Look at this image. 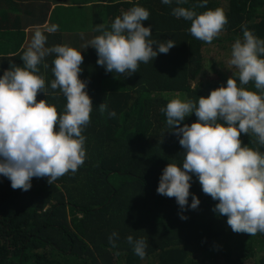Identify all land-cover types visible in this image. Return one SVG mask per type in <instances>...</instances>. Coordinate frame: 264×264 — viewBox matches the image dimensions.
Returning <instances> with one entry per match:
<instances>
[{
    "label": "trees",
    "instance_id": "16d2710c",
    "mask_svg": "<svg viewBox=\"0 0 264 264\" xmlns=\"http://www.w3.org/2000/svg\"><path fill=\"white\" fill-rule=\"evenodd\" d=\"M200 2L179 6L197 14L222 8L228 19L211 44L190 34L191 22L172 15L175 2L138 0L150 12L144 26H151L152 39L176 46L124 76L107 73L97 64L96 50L86 45L100 35L97 25L110 29L137 0H0V76L12 65L23 66L20 58L37 27L57 25L56 33H45L46 47L69 45L81 52L80 79L93 104L83 132L86 160L75 173L53 184L48 177L33 178L27 192L12 189L0 176V264H264V233L233 232L227 217L213 211L218 201L202 192L195 176L190 193L200 200L196 210L181 213L175 198L157 194L163 169L180 163L184 154L161 109L177 95L198 100L226 85L237 70L225 64V53L242 37L241 25L264 39V0H207L203 8ZM54 58H46L47 68L38 66L49 92ZM246 89L255 91L254 84ZM43 99L56 105L58 115L66 106L60 94L39 93L37 102ZM104 103L115 118L100 113ZM195 122L193 114L180 127ZM240 139L264 152L254 136ZM113 232L120 237L115 248L109 243ZM129 235L148 241L145 259L134 254Z\"/></svg>",
    "mask_w": 264,
    "mask_h": 264
},
{
    "label": "clouds",
    "instance_id": "9594fccd",
    "mask_svg": "<svg viewBox=\"0 0 264 264\" xmlns=\"http://www.w3.org/2000/svg\"><path fill=\"white\" fill-rule=\"evenodd\" d=\"M131 2V0H129ZM172 9L176 19L191 22L190 34L205 43L217 39L228 23L222 8L197 14L179 5L188 0H161ZM199 7H206L201 0ZM150 12L136 6L114 19L110 29L97 25L100 35L87 42L96 50L97 64L107 73L131 76L141 63L153 61L176 46L173 40L152 39L151 26L145 27ZM242 37L231 48L228 61L237 71L226 85L198 100L177 95L161 111L166 124L179 138L184 149L180 163H170L159 177L157 194L175 198L181 213L196 210L200 200L190 193L195 176L202 192L218 201L214 212L227 217V224L236 233H264V152L243 145L241 135H251L264 148V39L258 38L247 25H241ZM59 30L57 25L34 31L27 50L21 56L23 66L12 65L0 76V176L11 182L12 189L24 192L32 188L33 178L48 177L53 184L65 174L75 173L86 160V136L83 132L91 122L92 100L86 91L87 82L80 79L84 57L69 45L46 47L48 36ZM154 46L156 50H154ZM54 56L50 89L40 74L46 58ZM255 91L247 90L249 83ZM58 90V91H57ZM63 95L66 106L58 115L56 105L48 99L37 102V96ZM98 110L115 118L106 103ZM197 122L180 125L191 115ZM192 202L189 205V196ZM182 220L188 217L181 214ZM119 233L109 236L117 247ZM127 243L141 260L146 257L148 241L127 236Z\"/></svg>",
    "mask_w": 264,
    "mask_h": 264
},
{
    "label": "rangeland",
    "instance_id": "374dc122",
    "mask_svg": "<svg viewBox=\"0 0 264 264\" xmlns=\"http://www.w3.org/2000/svg\"><path fill=\"white\" fill-rule=\"evenodd\" d=\"M81 13V12H80ZM79 13V16H81V14ZM8 41V38H3V42ZM209 56L212 57L211 53L209 52ZM225 64L228 63L229 59L231 58V53H225ZM219 61H222L221 59H219ZM218 64H220V62H218Z\"/></svg>",
    "mask_w": 264,
    "mask_h": 264
},
{
    "label": "crops",
    "instance_id": "0c3cea01",
    "mask_svg": "<svg viewBox=\"0 0 264 264\" xmlns=\"http://www.w3.org/2000/svg\"><path fill=\"white\" fill-rule=\"evenodd\" d=\"M64 7H65V6H64ZM22 8H24V7H22ZM17 9L21 11V8H20V7H15V10H16V11H17ZM24 9L27 10L26 8H24ZM53 9H55V7H52V10H53ZM17 16H18V15H17ZM25 43H26V41H25Z\"/></svg>",
    "mask_w": 264,
    "mask_h": 264
}]
</instances>
